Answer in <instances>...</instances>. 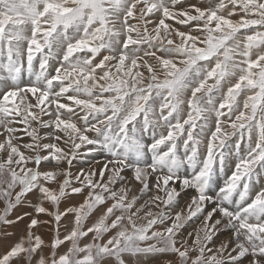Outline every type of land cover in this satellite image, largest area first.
I'll list each match as a JSON object with an SVG mask.
<instances>
[{"label": "snow or ice", "instance_id": "1", "mask_svg": "<svg viewBox=\"0 0 264 264\" xmlns=\"http://www.w3.org/2000/svg\"><path fill=\"white\" fill-rule=\"evenodd\" d=\"M0 205V264H264V0H0Z\"/></svg>", "mask_w": 264, "mask_h": 264}, {"label": "rangeland", "instance_id": "2", "mask_svg": "<svg viewBox=\"0 0 264 264\" xmlns=\"http://www.w3.org/2000/svg\"><path fill=\"white\" fill-rule=\"evenodd\" d=\"M193 2H195V0H193ZM104 157H97V159H103ZM92 161L91 160H81V161H78V162H74L75 164V167L72 169L74 172L76 171L77 168H87L91 165ZM139 188V185H135V189H138ZM194 191L193 189H189L188 190V193L189 194H194ZM181 195H183V197H187L186 201L189 200V196L182 193ZM179 200H181V198H178ZM182 201V202H181ZM179 203V206L177 209H175L176 211H179L180 209L183 208V205H184V200H181ZM76 203H79L80 202V199L77 197L75 199ZM45 207H49L50 205L45 202ZM0 207H2V205H0ZM28 211H32L31 208H28ZM153 211H156V209H153ZM37 219H42V220H50L51 218L44 215V214H40L39 216L36 217ZM195 220V218H194ZM189 225L190 227H188V231H192L194 228L196 227H199L200 226V222L198 220H195V223H193L192 221L189 222ZM51 229V225H46L44 227H38L36 229H34L33 231L36 233V234H39L42 236V239L47 243L49 241H51L52 237H53V233L52 231L50 230ZM10 231L14 232L15 235L12 236L11 239L9 240H0V253H3L9 246H11V244H13L14 242H18L21 238H23L25 236V233H26V228H25V224L24 223H21L19 225L18 228H14V229H10ZM225 234H230L229 231H222L220 232L216 237H214V240L216 241V244L219 245V243H221L222 241L225 240V237L222 236V235H225ZM63 235V231H61V236ZM27 246V245H26ZM168 257H164V256H158V255H149V256H142V257H126V260H130L131 261V264H137V260L139 259L140 261V264H162V261L164 259H167ZM13 264H15V261L13 262ZM20 264H23V261L20 262Z\"/></svg>", "mask_w": 264, "mask_h": 264}, {"label": "bare ground", "instance_id": "3", "mask_svg": "<svg viewBox=\"0 0 264 264\" xmlns=\"http://www.w3.org/2000/svg\"><path fill=\"white\" fill-rule=\"evenodd\" d=\"M180 198H181V200H184V203H185V202H186V200H187V199H186L187 197H185V196L183 197V195H181V197H180ZM181 200H180V201H181ZM181 202H182V201H181ZM181 202H180V203H181ZM186 205H187V203H186V204L183 206V208H182V209H185V208H186ZM222 236H224V237H225V240H226V239H228V238H229L230 234H225V235H222Z\"/></svg>", "mask_w": 264, "mask_h": 264}, {"label": "crops", "instance_id": "4", "mask_svg": "<svg viewBox=\"0 0 264 264\" xmlns=\"http://www.w3.org/2000/svg\"><path fill=\"white\" fill-rule=\"evenodd\" d=\"M188 202H190V200L186 201V202L184 203V205H185L186 203H188ZM184 205H183V206H184Z\"/></svg>", "mask_w": 264, "mask_h": 264}]
</instances>
